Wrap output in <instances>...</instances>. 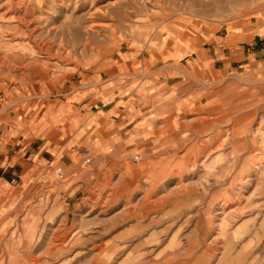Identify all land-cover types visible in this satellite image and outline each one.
<instances>
[{"label": "rangeland", "instance_id": "374dc122", "mask_svg": "<svg viewBox=\"0 0 264 264\" xmlns=\"http://www.w3.org/2000/svg\"><path fill=\"white\" fill-rule=\"evenodd\" d=\"M259 19L264 0H0V134L54 120L47 134L88 171L76 189L57 174L47 192L0 189V264H264V62L209 82L175 153L96 159L94 130L73 144L122 53L179 22Z\"/></svg>", "mask_w": 264, "mask_h": 264}, {"label": "crops", "instance_id": "0c3cea01", "mask_svg": "<svg viewBox=\"0 0 264 264\" xmlns=\"http://www.w3.org/2000/svg\"><path fill=\"white\" fill-rule=\"evenodd\" d=\"M256 62H264L263 19L220 28L179 22L167 30L156 49L119 56L104 90L89 96L90 108L84 112L87 131H77L73 144L87 142L94 130L96 159L116 160L136 151L175 153L185 123L196 119L209 82ZM83 119L75 118L72 127H79ZM54 123L39 125L42 131L33 138L0 134L2 191L17 192L39 183L47 192L49 185H59V169L75 188L78 178L88 173L69 155L70 146L47 134ZM97 134H103L102 141Z\"/></svg>", "mask_w": 264, "mask_h": 264}, {"label": "built area", "instance_id": "2783aa9c", "mask_svg": "<svg viewBox=\"0 0 264 264\" xmlns=\"http://www.w3.org/2000/svg\"><path fill=\"white\" fill-rule=\"evenodd\" d=\"M82 155L84 156V164L85 165H90L92 163L93 160V156H92V151L89 148H86L83 152ZM137 161H139L138 158H136ZM56 174L59 176L60 179H64V174L62 172V170H57Z\"/></svg>", "mask_w": 264, "mask_h": 264}]
</instances>
